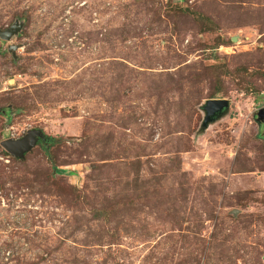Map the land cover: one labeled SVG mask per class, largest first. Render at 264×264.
Masks as SVG:
<instances>
[{
  "label": "rangeland",
  "instance_id": "374dc122",
  "mask_svg": "<svg viewBox=\"0 0 264 264\" xmlns=\"http://www.w3.org/2000/svg\"><path fill=\"white\" fill-rule=\"evenodd\" d=\"M16 22L0 264H264V0H0Z\"/></svg>",
  "mask_w": 264,
  "mask_h": 264
},
{
  "label": "water",
  "instance_id": "95a60500",
  "mask_svg": "<svg viewBox=\"0 0 264 264\" xmlns=\"http://www.w3.org/2000/svg\"><path fill=\"white\" fill-rule=\"evenodd\" d=\"M20 23L16 22L11 28L0 31V38L2 40H10L14 35H18L22 29ZM235 41V40H234ZM10 52H13V47L9 48ZM14 53V52H13ZM230 108V101L228 99H211L206 101L203 110L205 112L204 127H207L209 123L215 121L217 118L221 117ZM264 108H261L257 113L260 116ZM48 137L43 130H32L22 139H7L1 143V146L5 151H7L12 157L19 160H24L34 148L39 143V140L47 141Z\"/></svg>",
  "mask_w": 264,
  "mask_h": 264
},
{
  "label": "flooded vegetation",
  "instance_id": "af4514ba",
  "mask_svg": "<svg viewBox=\"0 0 264 264\" xmlns=\"http://www.w3.org/2000/svg\"><path fill=\"white\" fill-rule=\"evenodd\" d=\"M255 120H257V123L259 124V127L264 130V111L261 112L260 116H256L254 117ZM50 143V139H47V141H43V140H39V144L41 145H48Z\"/></svg>",
  "mask_w": 264,
  "mask_h": 264
},
{
  "label": "trees",
  "instance_id": "16d2710c",
  "mask_svg": "<svg viewBox=\"0 0 264 264\" xmlns=\"http://www.w3.org/2000/svg\"><path fill=\"white\" fill-rule=\"evenodd\" d=\"M223 91H224L223 88H218V89L215 90V92H214L215 94H214V93H213V94H214V95H217V94H219V93H222ZM213 98H214V97H213ZM17 109H18V108H17Z\"/></svg>",
  "mask_w": 264,
  "mask_h": 264
}]
</instances>
